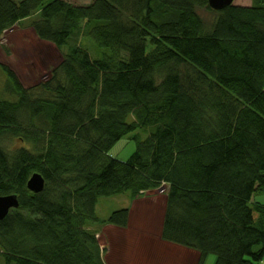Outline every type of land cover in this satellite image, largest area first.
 Masks as SVG:
<instances>
[{"label":"trees","instance_id":"trees-1","mask_svg":"<svg viewBox=\"0 0 264 264\" xmlns=\"http://www.w3.org/2000/svg\"><path fill=\"white\" fill-rule=\"evenodd\" d=\"M46 1L0 0V45L40 11L31 26L39 39L83 58L70 73L64 55L31 88L0 64L18 97L0 102V195L19 201L0 221V264H105L96 228H126L130 209L101 220L99 199L163 185L164 241L199 252L198 264L211 255L264 264V204L252 201L264 194V0L221 11L209 0ZM116 17L131 27L120 30ZM69 29L81 35L74 44ZM138 128L153 134L134 138L129 160L109 158ZM35 173L46 182L39 194L27 188Z\"/></svg>","mask_w":264,"mask_h":264},{"label":"rangeland","instance_id":"rangeland-1","mask_svg":"<svg viewBox=\"0 0 264 264\" xmlns=\"http://www.w3.org/2000/svg\"><path fill=\"white\" fill-rule=\"evenodd\" d=\"M238 1L248 2V0H235L236 3ZM201 13L206 18H209L208 15L211 16L208 13L206 15L204 11ZM35 19L36 17L32 18ZM26 23L25 20L4 34V40L0 45V64L14 71L25 88H31L50 79L51 70L63 58L54 44L39 39L32 25ZM86 42L87 46L93 49L90 41L86 40ZM8 80L6 73L0 68V91L6 90ZM138 133L142 141L150 136L149 130H139ZM138 133L124 137L109 155L121 161L129 160L137 147L132 137ZM7 143L10 147L22 146L20 141L12 140ZM164 191L166 187H162L157 192H148L146 196L137 199H134L129 192L99 199L96 215L101 220L108 219L115 211L130 209V222L126 228L119 229L113 226L96 228L97 231L99 230L97 240L105 264H189V261L191 262V258L186 255L185 247L166 242L162 238L166 208ZM259 197H264V194H259ZM179 250L183 251L181 256L176 253ZM212 260L215 261L214 255L209 257L206 264H211Z\"/></svg>","mask_w":264,"mask_h":264},{"label":"bare ground","instance_id":"bare-ground-1","mask_svg":"<svg viewBox=\"0 0 264 264\" xmlns=\"http://www.w3.org/2000/svg\"><path fill=\"white\" fill-rule=\"evenodd\" d=\"M17 2H20V1H22V0H16ZM53 1H55V0H47L46 1V3L44 4V7L46 6V5H48V4H50V3H52ZM64 1H66L67 3H69V4H72L73 6H76V7H78V6H82V7H88V6H90V5H92L93 3H94V1L95 0H91L90 2H82V1H84V0H79L78 2H75V1H73V0H64ZM252 2H253V0H251V4H252ZM234 3H236L235 2V0L233 1V3L230 5V6H232ZM238 3H239V1H238ZM210 6V5H209ZM210 8L212 9V10H214V11H221V10H223V9H220V10H216V9H214V8H212L211 6H210ZM201 11H203V10H199V14L207 21V22H209V21H211L212 20V18H213V15H211L210 13H208V14H210L211 16H209L208 15V17L209 18H206L202 13H201ZM205 12V11H204ZM39 13H40V11H36V13H34L31 17H29V18H27L26 19V22L27 23H30V25H32V23L33 22H35V21H37L38 19H39ZM207 12H205V14H206ZM207 15V14H206ZM33 17H36V19L35 20H32V18ZM26 23V24H27ZM115 23H116V25H117V27L120 29V30H125V29H129L130 27H131V21H129V22H124V21H122L120 18H118V17H116L115 18ZM82 25V35H83V33L85 32V30L84 29H86V27L89 25L88 23H82L81 24ZM66 34H69L70 35V38H69V40H70V44H74L75 42L74 41H71V40H76V39H78V38H80V34L79 33H75V31H73V29H69L68 30V32L66 33ZM88 47V46H87ZM70 49H71V52L69 53V46H67L66 48H64V50H63V52L61 53V56H62V58H63V56L64 55H67L68 53H69V55L67 56V60L69 59V63H68V65H67V69L70 71V73H73V71H74V67H75V65H76V62L78 61V60H80V58H83L82 57V53L77 49V48H75L74 46H70ZM88 49H89V51L91 52V54L93 55L94 53L92 52V49H90L89 47H88ZM68 62V61H67ZM66 72H68V71H65V73H63V72H59L58 73V75H57V77H56V79H55V81H54V87L56 88V89H62L63 87H64V85H65V82H66ZM39 95L37 94V93H34V92H28V100H29V102H30V104H32L34 107H36V108H39V106H38V102H39ZM41 99V98H40ZM51 99V98H50ZM42 100V99H41ZM18 101V97L13 93V92H11V91H6V90H1L0 91V102H10V103H14V102H17ZM34 110H35V108H34ZM31 115V117L32 116H34V112L32 113V114H30ZM139 130H144V131H148L149 130V134H150V136L153 134V130H150L149 128H138L137 130H135L134 131V133L136 132V133H138V131ZM139 137V133L138 134H136V135H134L133 137H132V140H134L135 142H136V145H137V141L134 139L135 137ZM149 136V137H150ZM109 153L110 152H108L107 153V155H108V157L109 158H111V159H114V160H116L115 158H113V157H111L110 155H109ZM35 174H40V175H42L41 173H35ZM42 177H43V175H42ZM44 178V177H43ZM45 180V179H44ZM29 182V181H28ZM45 186H46V182H45ZM162 187H166L167 188V186H165V185H163ZM27 188H28V184H27ZM45 189V188H44ZM28 190H29V188H28ZM30 191V190H29ZM30 192H32V191H30ZM43 192V191H42ZM41 192V193H42ZM33 193V192H32ZM35 194V193H34ZM39 194V193H38ZM260 194V193H259ZM259 194H256L254 197H253V200L252 201H255V200H257V198H258V195ZM8 195H0V197L1 198H5V197H7ZM14 209H16V208H14ZM96 238H97V236H96ZM197 252V251H196ZM198 254L200 255V253L198 252ZM215 261H216V259H215ZM215 261H213V262H211V264H215Z\"/></svg>","mask_w":264,"mask_h":264},{"label":"water","instance_id":"water-1","mask_svg":"<svg viewBox=\"0 0 264 264\" xmlns=\"http://www.w3.org/2000/svg\"><path fill=\"white\" fill-rule=\"evenodd\" d=\"M234 0H209V5L216 9H224L230 6ZM28 188L35 194L41 193L45 188V180L40 174H34L28 182ZM19 207V201L16 196L0 197V221H3L10 211Z\"/></svg>","mask_w":264,"mask_h":264},{"label":"crops","instance_id":"crops-1","mask_svg":"<svg viewBox=\"0 0 264 264\" xmlns=\"http://www.w3.org/2000/svg\"><path fill=\"white\" fill-rule=\"evenodd\" d=\"M134 201H139V200H134ZM257 201L264 204V197H259L257 198ZM177 255H182L183 251L182 250H179L176 252ZM186 255L189 256L191 258V262L189 261V264H198V260H199V254L198 252L196 251H193V250H189V249H186ZM188 259V258H187ZM213 262V260H212Z\"/></svg>","mask_w":264,"mask_h":264}]
</instances>
